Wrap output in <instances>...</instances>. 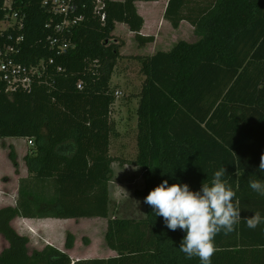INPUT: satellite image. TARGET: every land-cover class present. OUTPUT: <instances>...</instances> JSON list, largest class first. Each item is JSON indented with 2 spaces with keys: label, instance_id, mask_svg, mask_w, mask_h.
Masks as SVG:
<instances>
[{
  "label": "trees",
  "instance_id": "trees-1",
  "mask_svg": "<svg viewBox=\"0 0 264 264\" xmlns=\"http://www.w3.org/2000/svg\"><path fill=\"white\" fill-rule=\"evenodd\" d=\"M139 1L159 0H105V22L89 3L85 20L64 38L69 49L61 52L48 40L52 32L41 1L25 0L19 61L45 60L48 71L31 93L10 97L0 82V142L34 143L25 157L30 176L21 181L17 206L0 209V236L9 243L0 264H200L179 250L186 233L169 230L146 203L141 219L112 216L109 184L116 161L110 146L118 133L110 86L122 46L113 32L121 23L139 46L154 42L141 35ZM164 19L174 29L189 23L196 41L136 57L145 80L135 164L145 188L135 194L144 200L163 180L198 191L225 168L223 179L236 192L241 220L235 231L215 237L211 264H264V224L249 229L245 223L257 211L264 216V196L249 187L251 179L264 180L258 171L264 154V0H169ZM9 159L18 170L14 149ZM18 217L105 219V242L117 256L73 262L50 245L30 251V239L12 226ZM74 244V235L67 234V250Z\"/></svg>",
  "mask_w": 264,
  "mask_h": 264
},
{
  "label": "rangeland",
  "instance_id": "rangeland-1",
  "mask_svg": "<svg viewBox=\"0 0 264 264\" xmlns=\"http://www.w3.org/2000/svg\"><path fill=\"white\" fill-rule=\"evenodd\" d=\"M165 1L161 0V5ZM128 33L129 31L123 26H119L115 33L117 35L115 39L122 38L125 45L121 50L123 58L118 61L113 71L110 86L113 94L121 92L122 95L119 97L115 96L116 102L112 108L111 115L118 135L113 136L111 139L110 155L116 162L112 166L114 174L109 188L112 201V216L141 219L145 214V203L135 193L145 188V181L142 169L136 166L135 161L138 154V95L141 92L140 86L145 78L139 72L138 66L134 61L135 58L131 56L142 54L141 52H143L144 48H139L135 38L128 35ZM173 40L174 42L176 40L190 42L191 37L188 30H181L175 34ZM146 51H151V48H147ZM11 140L0 142L1 173L3 172V161L6 168H8L9 164H13L8 158L11 150L9 144L17 146L19 152L27 148V140ZM32 148L33 146H28L27 150L31 151ZM17 161L20 168L24 166L21 158H18ZM107 224L108 221L105 219L60 220L55 221V223L44 221L41 222L43 228L40 233L36 232L25 236L30 239L29 248L30 251H33L43 249L47 243H52L53 246L55 245L54 247L60 244L63 246V241L66 244L67 234L71 233L75 237L74 251L71 254L73 261L76 262V258L83 260L84 257L106 259L117 256L115 252H110L105 242ZM2 241L0 237V251L2 250ZM63 248L66 250L65 247Z\"/></svg>",
  "mask_w": 264,
  "mask_h": 264
},
{
  "label": "clouds",
  "instance_id": "clouds-1",
  "mask_svg": "<svg viewBox=\"0 0 264 264\" xmlns=\"http://www.w3.org/2000/svg\"><path fill=\"white\" fill-rule=\"evenodd\" d=\"M258 171L264 173V154ZM225 173V168L215 171L211 183L203 182L198 191L191 190L187 183L169 185L168 180H163L144 198L169 230L186 233L179 250L187 259L199 258L200 264H211L217 250L215 237L222 231L225 235L235 231L241 220L236 192L223 179ZM249 187L264 196V180L251 179ZM245 223L249 229H256L264 224V216L257 211L246 217Z\"/></svg>",
  "mask_w": 264,
  "mask_h": 264
},
{
  "label": "built area",
  "instance_id": "built-area-1",
  "mask_svg": "<svg viewBox=\"0 0 264 264\" xmlns=\"http://www.w3.org/2000/svg\"><path fill=\"white\" fill-rule=\"evenodd\" d=\"M40 1L49 16L46 28L54 34L48 40L53 48L58 47L61 52L69 49L64 38L85 20L89 3L93 5L94 15L102 22L106 20L105 0ZM27 20L25 0H0V82L10 97L18 92L31 93L35 83L41 81V77L48 71L45 60H38L31 65L19 61ZM121 95V92L115 93L116 97ZM28 145L32 147L33 141L28 140Z\"/></svg>",
  "mask_w": 264,
  "mask_h": 264
},
{
  "label": "crops",
  "instance_id": "crops-1",
  "mask_svg": "<svg viewBox=\"0 0 264 264\" xmlns=\"http://www.w3.org/2000/svg\"><path fill=\"white\" fill-rule=\"evenodd\" d=\"M112 1L124 2V0H112ZM160 2H161V0H159L157 2H140V1L136 2L137 11H138L139 15L144 19V22H145L144 26L141 30V35L143 37H153L154 38L153 43L147 44L146 46H142V47L138 45L139 48H144L142 50L143 52H141L142 54H137L135 56H131L132 58H135V60L134 59L133 60L135 61L136 65L138 66V70L140 73H141V64H140L139 60L136 59V57H152L157 52H169V51H171L175 45H177L179 42H181L180 40H176L177 42L176 41L174 42V40H173L175 37V34H177V32H180L181 30L182 31L188 30L190 37H191V41L188 43H193L196 41V37L194 35V28L189 23L182 22L178 29H174L171 26V24L164 19V15H165L169 0H166L165 3L162 5ZM119 26L125 27L129 31L128 35L135 38V34L129 30L127 25L121 24V23L116 24L115 30L113 32L114 37H117V35L115 33H116V29ZM114 41L117 42L118 44L119 43L122 44V46L120 48V54H121V50L125 45L124 41L122 40V38H116ZM182 41H184V40H182ZM147 48H151V51L147 52L146 51ZM121 58H123L122 54H121ZM121 58H119V60ZM143 82L140 86L141 90H142ZM138 97H139V95H138ZM11 139H16V138H9L6 140H11ZM6 140H4L2 142H6ZM28 146L29 145H28V140H27V148H28ZM9 148L15 150V152L17 154V158H21L23 160L24 166L21 168L19 166L18 170H17L14 166H12L13 164L12 165L9 164L8 168H6L4 165V161H3V166H2L3 172L2 173H1V167H0V209L17 206L18 199H19V189H20L21 181L29 179V176H30L28 169H27V166H26V163H25V157L29 153H31V151H28L26 148L25 150H22L21 152H19L17 150V146H15L14 144H9ZM1 158L2 157L0 154V162L2 160ZM8 158H9V155H8ZM10 162H11V160H10ZM44 221H52L53 223H55V221H60V220H58V219H30V218L18 217L12 221V226L20 235H22V236L28 235L29 236L30 234H35L36 232L40 233L41 229L43 228V226L41 225V222H44ZM0 237L3 240L2 246H1L2 250L0 251V253H2L5 249H7L9 247V243L2 236H0ZM48 245L53 246L52 243H49V244L47 243V245H45V247ZM56 246L57 247H55V248H58L59 250L66 252L73 259L71 254H72V251H74V248L72 250H67L66 244L64 241H63V246L61 244L56 245ZM63 247H65L66 250ZM43 249H41V250H43ZM110 252L113 253V251H111V250H110ZM87 255L89 256L88 253H87ZM88 258L94 259L93 257H84L83 260H87ZM106 259H108V258H106ZM75 260L78 261L79 259L76 258ZM73 262H75V261H73Z\"/></svg>",
  "mask_w": 264,
  "mask_h": 264
}]
</instances>
